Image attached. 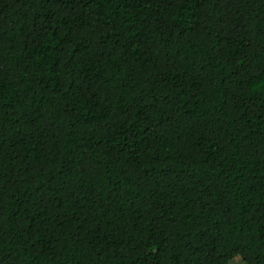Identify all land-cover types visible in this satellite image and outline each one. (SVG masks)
Returning a JSON list of instances; mask_svg holds the SVG:
<instances>
[{"label": "trees", "instance_id": "trees-1", "mask_svg": "<svg viewBox=\"0 0 264 264\" xmlns=\"http://www.w3.org/2000/svg\"><path fill=\"white\" fill-rule=\"evenodd\" d=\"M264 264V0H0V264Z\"/></svg>", "mask_w": 264, "mask_h": 264}, {"label": "rangeland", "instance_id": "rangeland-1", "mask_svg": "<svg viewBox=\"0 0 264 264\" xmlns=\"http://www.w3.org/2000/svg\"><path fill=\"white\" fill-rule=\"evenodd\" d=\"M229 264H244V263L242 262V260H241L240 258L235 257L234 259H232V260L229 262Z\"/></svg>", "mask_w": 264, "mask_h": 264}]
</instances>
